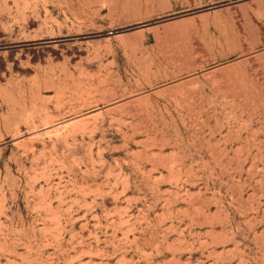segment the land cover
Listing matches in <instances>:
<instances>
[{
    "label": "rangeland",
    "instance_id": "1",
    "mask_svg": "<svg viewBox=\"0 0 264 264\" xmlns=\"http://www.w3.org/2000/svg\"><path fill=\"white\" fill-rule=\"evenodd\" d=\"M0 264H264V0H0Z\"/></svg>",
    "mask_w": 264,
    "mask_h": 264
}]
</instances>
